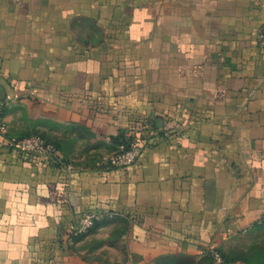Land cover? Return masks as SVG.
I'll return each instance as SVG.
<instances>
[{
  "label": "crops",
  "instance_id": "1",
  "mask_svg": "<svg viewBox=\"0 0 264 264\" xmlns=\"http://www.w3.org/2000/svg\"><path fill=\"white\" fill-rule=\"evenodd\" d=\"M263 24L264 0H0V264H264Z\"/></svg>",
  "mask_w": 264,
  "mask_h": 264
},
{
  "label": "built area",
  "instance_id": "2",
  "mask_svg": "<svg viewBox=\"0 0 264 264\" xmlns=\"http://www.w3.org/2000/svg\"><path fill=\"white\" fill-rule=\"evenodd\" d=\"M258 46L264 49V24L259 28L257 33ZM15 149L23 154L28 155H44L52 156L54 149L51 145L47 144L41 137L32 135L13 143ZM142 148L136 141H131L127 145L120 144L116 147V150L106 160L110 166L127 169L137 162ZM104 214L101 211L89 210L84 212L76 222L74 227L75 235L86 234L94 224L103 218ZM264 220V213H263ZM211 257L214 260V264H224L221 256L218 252H212ZM240 264V263H230Z\"/></svg>",
  "mask_w": 264,
  "mask_h": 264
},
{
  "label": "trees",
  "instance_id": "3",
  "mask_svg": "<svg viewBox=\"0 0 264 264\" xmlns=\"http://www.w3.org/2000/svg\"><path fill=\"white\" fill-rule=\"evenodd\" d=\"M30 136H32V135H30ZM37 136H38V135H37ZM27 137H29V136H27ZM39 137H40V136H39ZM25 138H26V137H25ZM41 138H42V137H41ZM22 139H23V138H22ZM42 139H43V138H42ZM20 140H21V139H20ZM44 141H45V140H44ZM131 141H133L131 138H127V139H126L125 137H122V138L116 143V146H115V147H117V146L120 145V144H121V145H122V144L127 145V144H128L129 142H131ZM45 142H46V141H45ZM46 143H47V142H46ZM47 144H48V143H47ZM115 149H116V148H115ZM92 228H93V227H92ZM92 228H91V229H92ZM91 229H90V230H91ZM90 230H89V231H90ZM89 231H88V232H89Z\"/></svg>",
  "mask_w": 264,
  "mask_h": 264
}]
</instances>
